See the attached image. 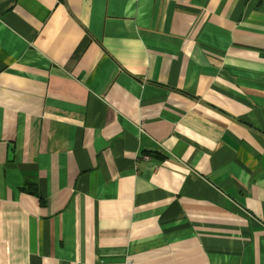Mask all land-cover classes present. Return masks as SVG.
<instances>
[{"label": "crops", "instance_id": "0c3cea01", "mask_svg": "<svg viewBox=\"0 0 264 264\" xmlns=\"http://www.w3.org/2000/svg\"><path fill=\"white\" fill-rule=\"evenodd\" d=\"M264 264V0H0V264Z\"/></svg>", "mask_w": 264, "mask_h": 264}, {"label": "built area", "instance_id": "2783aa9c", "mask_svg": "<svg viewBox=\"0 0 264 264\" xmlns=\"http://www.w3.org/2000/svg\"><path fill=\"white\" fill-rule=\"evenodd\" d=\"M110 264H132V262L130 260H125L124 262H120V263H110Z\"/></svg>", "mask_w": 264, "mask_h": 264}]
</instances>
